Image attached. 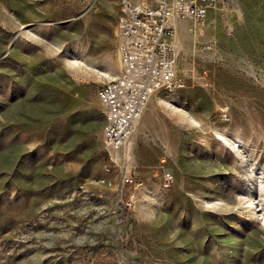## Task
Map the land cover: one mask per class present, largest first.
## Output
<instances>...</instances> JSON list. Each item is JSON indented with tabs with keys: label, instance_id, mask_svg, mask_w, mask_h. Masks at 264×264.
<instances>
[{
	"label": "rangeland",
	"instance_id": "1",
	"mask_svg": "<svg viewBox=\"0 0 264 264\" xmlns=\"http://www.w3.org/2000/svg\"><path fill=\"white\" fill-rule=\"evenodd\" d=\"M116 12L0 0V264H264V0L172 22L180 86L130 137V206L95 95L117 74Z\"/></svg>",
	"mask_w": 264,
	"mask_h": 264
},
{
	"label": "built area",
	"instance_id": "2",
	"mask_svg": "<svg viewBox=\"0 0 264 264\" xmlns=\"http://www.w3.org/2000/svg\"><path fill=\"white\" fill-rule=\"evenodd\" d=\"M118 71L113 83H105L95 92L104 108L101 126L105 150L104 169L113 168L127 188L125 205L133 201L136 181L130 161V137L150 96L160 89L180 86L176 71V52L169 41L172 22L187 18L193 24L203 21L207 10L222 0H113ZM163 161V160H162ZM171 182L162 173L160 185Z\"/></svg>",
	"mask_w": 264,
	"mask_h": 264
},
{
	"label": "bare ground",
	"instance_id": "3",
	"mask_svg": "<svg viewBox=\"0 0 264 264\" xmlns=\"http://www.w3.org/2000/svg\"><path fill=\"white\" fill-rule=\"evenodd\" d=\"M114 82V78L113 79H110L108 80L107 82L105 81V83H113ZM239 142V141H238Z\"/></svg>",
	"mask_w": 264,
	"mask_h": 264
},
{
	"label": "crops",
	"instance_id": "4",
	"mask_svg": "<svg viewBox=\"0 0 264 264\" xmlns=\"http://www.w3.org/2000/svg\"><path fill=\"white\" fill-rule=\"evenodd\" d=\"M133 2H141V1H144V0H132ZM117 71H118V67H117Z\"/></svg>",
	"mask_w": 264,
	"mask_h": 264
}]
</instances>
